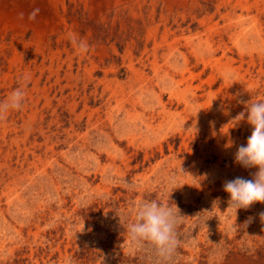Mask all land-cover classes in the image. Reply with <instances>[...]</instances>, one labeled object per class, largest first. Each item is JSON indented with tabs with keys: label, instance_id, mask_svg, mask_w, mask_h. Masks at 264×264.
<instances>
[{
	"label": "rangeland",
	"instance_id": "1",
	"mask_svg": "<svg viewBox=\"0 0 264 264\" xmlns=\"http://www.w3.org/2000/svg\"><path fill=\"white\" fill-rule=\"evenodd\" d=\"M22 77L0 121V264H157L128 242L148 200L177 215L168 264H264V203L235 215L223 191L255 171L235 117L264 100V0H9L0 101Z\"/></svg>",
	"mask_w": 264,
	"mask_h": 264
},
{
	"label": "clouds",
	"instance_id": "2",
	"mask_svg": "<svg viewBox=\"0 0 264 264\" xmlns=\"http://www.w3.org/2000/svg\"><path fill=\"white\" fill-rule=\"evenodd\" d=\"M39 11V8L33 9L28 19L35 20ZM23 18L24 13H20V19ZM69 38L79 53L88 51L87 41L79 39L75 34H69ZM21 80L20 86L13 89L6 100L0 101V121L5 120L10 111L22 109L27 77ZM244 103L245 110L235 120L236 123L246 122L251 132L246 142L237 148L234 162L244 169L255 171L250 174V179L236 177L223 183V191L228 196L227 209L235 215L240 209L264 203V100ZM176 226L177 215L171 207L157 200L140 203L135 208L134 220L127 225L130 251L149 249L158 258L157 264H168L179 243Z\"/></svg>",
	"mask_w": 264,
	"mask_h": 264
},
{
	"label": "crops",
	"instance_id": "3",
	"mask_svg": "<svg viewBox=\"0 0 264 264\" xmlns=\"http://www.w3.org/2000/svg\"><path fill=\"white\" fill-rule=\"evenodd\" d=\"M19 1H20V6L28 5V6L32 7V6H35L38 4V0H17V4L19 3ZM51 1H53V0H51ZM113 1H116V0H113ZM8 3H9V0H1L0 1V5H6V4L8 5ZM6 19L7 18H5V20ZM1 20L2 21L4 20V18H2V15H1ZM20 23H21V21H20Z\"/></svg>",
	"mask_w": 264,
	"mask_h": 264
},
{
	"label": "bare ground",
	"instance_id": "4",
	"mask_svg": "<svg viewBox=\"0 0 264 264\" xmlns=\"http://www.w3.org/2000/svg\"><path fill=\"white\" fill-rule=\"evenodd\" d=\"M18 5V4H17ZM17 12V11H16ZM15 17V16H14ZM4 20H5V18H4ZM19 20V19H18ZM2 21V20H1Z\"/></svg>",
	"mask_w": 264,
	"mask_h": 264
}]
</instances>
